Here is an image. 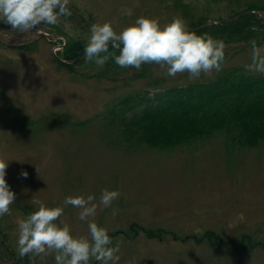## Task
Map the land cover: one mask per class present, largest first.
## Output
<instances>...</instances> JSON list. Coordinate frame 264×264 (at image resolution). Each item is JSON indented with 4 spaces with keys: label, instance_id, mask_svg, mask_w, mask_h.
Returning <instances> with one entry per match:
<instances>
[{
    "label": "rangeland",
    "instance_id": "rangeland-1",
    "mask_svg": "<svg viewBox=\"0 0 264 264\" xmlns=\"http://www.w3.org/2000/svg\"><path fill=\"white\" fill-rule=\"evenodd\" d=\"M247 4L264 5V0H70L69 7L85 17V31L110 22L119 32L141 16L159 18L161 25L179 16L195 30L190 25L198 20L206 18L204 25L237 18ZM57 27L63 38L52 36ZM74 28L62 17L58 25L39 26L37 32L47 31L48 36L21 35L0 22V35L6 37L5 43L0 40V157L8 161L5 179L16 194L11 214L0 217V264H55L52 255L19 256L18 221L37 210L34 201L39 200L47 207H64L57 223L68 224L73 236H88V222L79 220V209L64 206V199L93 194L98 200L104 189L118 190L120 196L90 219L119 239L118 264H264L259 247L227 251L196 244L190 236L213 230L233 241L242 233L264 240V140L253 147L227 146L224 135L216 133L170 149L130 151L100 136L97 119L85 128L69 126L94 117L127 92L156 91L149 80L129 78L130 70L116 79L99 78L88 76L80 65L72 71L59 64L67 61L61 53ZM20 43L27 47L15 46ZM225 53L222 67L246 70L251 63L247 44L226 46ZM216 74H202L198 80ZM157 75L166 77L164 85L194 81L186 73L167 77L160 68ZM18 111L30 122L61 118L48 128L38 123L21 127L13 119ZM113 208L118 209L115 216ZM133 223L163 228L167 234L151 239L138 229L127 236L124 231ZM5 246L8 251L3 252Z\"/></svg>",
    "mask_w": 264,
    "mask_h": 264
},
{
    "label": "trees",
    "instance_id": "trees-1",
    "mask_svg": "<svg viewBox=\"0 0 264 264\" xmlns=\"http://www.w3.org/2000/svg\"><path fill=\"white\" fill-rule=\"evenodd\" d=\"M253 5L247 4L243 10L264 11V5ZM70 10L72 15L63 18L74 25L75 35L68 38V43L61 53L67 61H57L59 64L72 71L76 70L75 65H80V69L89 72L88 76L99 78L116 79L119 78V74L130 70L132 72L129 78L149 80L147 83L149 88H154L156 91L151 95L148 90L143 91V89L127 92L108 101L94 117L86 121L68 122L69 126L85 128L97 119L101 123L100 136L109 142L113 141L114 144L123 145L130 151L143 147L170 149L216 133L224 135L227 146L253 147L264 140V75L248 73L242 66H226L208 80L164 85L166 77L155 76V70L159 68L155 64H144L141 70L137 71L131 67L121 68L109 59L103 69L97 70L94 63L86 65L84 62V47L90 36V30L87 28L85 31L88 22L77 9L70 8ZM243 10L241 13L236 11L235 14L238 12L240 15L227 22L203 25L202 22L206 18L198 20L190 25L197 28L190 31L197 35L207 34L214 39L222 40L225 47L235 44H247L252 47L253 40L256 41L257 46H262L264 16ZM55 30L59 31L60 28L57 27ZM109 51L118 55V51L112 49L111 45ZM74 59L77 60L71 63L70 61ZM120 78L126 80L122 75ZM16 114L13 119L18 121L21 127L38 123L37 126L48 128L45 125H53L61 118L60 116L56 119L30 122L20 115L21 112L18 111ZM138 229L151 239L161 240L167 234L163 228L140 227L134 223L124 233L127 236L134 235ZM113 235L111 238L114 246L119 239ZM190 236L196 244L205 242L212 248L220 246L227 251L249 252L256 247L264 249V240L254 238L248 233H242L237 241L224 239L213 230H206L200 236ZM1 250L8 251L6 246Z\"/></svg>",
    "mask_w": 264,
    "mask_h": 264
},
{
    "label": "clouds",
    "instance_id": "clouds-1",
    "mask_svg": "<svg viewBox=\"0 0 264 264\" xmlns=\"http://www.w3.org/2000/svg\"><path fill=\"white\" fill-rule=\"evenodd\" d=\"M70 0H0V22L21 35H31L41 24L58 25L62 17L72 15ZM130 15L131 10H123ZM118 51L110 52L109 48ZM112 59L121 68L141 70L144 64L159 66L163 75L175 78L187 74L190 80L201 75L220 72L225 60V44L204 34L189 30L183 18L173 17L161 25L159 18L138 17L134 23L117 32L110 22L90 26V36L84 47L85 64L94 63L97 70ZM249 72L264 75V47L252 41ZM8 161L0 157V217L11 214L16 194L6 182ZM23 177L28 173L23 172ZM120 196L118 190L104 189L99 199L87 196H67L64 206L79 209L78 218L88 222V236H73L66 223L57 221L64 215V207H47L34 201L38 209L18 221V253L23 257H54L55 264H118L121 244L113 246V240L104 227L90 218L97 210L110 208ZM118 209L113 208L115 216Z\"/></svg>",
    "mask_w": 264,
    "mask_h": 264
},
{
    "label": "water",
    "instance_id": "water-1",
    "mask_svg": "<svg viewBox=\"0 0 264 264\" xmlns=\"http://www.w3.org/2000/svg\"><path fill=\"white\" fill-rule=\"evenodd\" d=\"M255 12L264 16V11H262V10H257V11H255ZM235 17H237V15H236ZM233 18H234V17H231V18H228V19H221V20H219L218 22H220V23H222V22H226V21L232 20ZM5 39H6V38L0 36V40H1L2 42H4V43H5V41H4ZM11 45H14V44H11ZM75 60H77V59H74L73 61H75ZM73 61H72V62H73Z\"/></svg>",
    "mask_w": 264,
    "mask_h": 264
}]
</instances>
